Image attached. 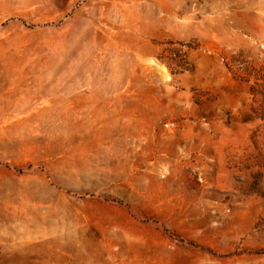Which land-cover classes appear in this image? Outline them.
Segmentation results:
<instances>
[{
  "label": "rangeland",
  "instance_id": "374dc122",
  "mask_svg": "<svg viewBox=\"0 0 264 264\" xmlns=\"http://www.w3.org/2000/svg\"><path fill=\"white\" fill-rule=\"evenodd\" d=\"M0 264H264V0H0Z\"/></svg>",
  "mask_w": 264,
  "mask_h": 264
}]
</instances>
